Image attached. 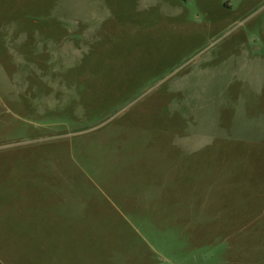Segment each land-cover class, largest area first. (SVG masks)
Returning <instances> with one entry per match:
<instances>
[{"label":"rangeland","instance_id":"rangeland-1","mask_svg":"<svg viewBox=\"0 0 264 264\" xmlns=\"http://www.w3.org/2000/svg\"><path fill=\"white\" fill-rule=\"evenodd\" d=\"M50 169L76 264H264V0H0V208Z\"/></svg>","mask_w":264,"mask_h":264},{"label":"crops","instance_id":"crops-1","mask_svg":"<svg viewBox=\"0 0 264 264\" xmlns=\"http://www.w3.org/2000/svg\"><path fill=\"white\" fill-rule=\"evenodd\" d=\"M63 174L62 170L55 173L50 169L30 176L36 200L28 211L26 201L0 208V264L79 262V245L85 236L78 229L80 217H67L62 198L50 195L54 184L64 182ZM23 212L27 215L21 217Z\"/></svg>","mask_w":264,"mask_h":264}]
</instances>
